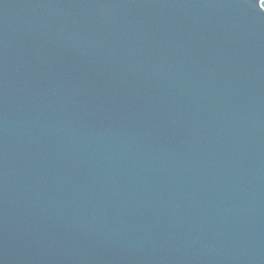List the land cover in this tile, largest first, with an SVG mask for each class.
<instances>
[{"label": "water", "instance_id": "1", "mask_svg": "<svg viewBox=\"0 0 264 264\" xmlns=\"http://www.w3.org/2000/svg\"><path fill=\"white\" fill-rule=\"evenodd\" d=\"M0 264H264L257 0H0Z\"/></svg>", "mask_w": 264, "mask_h": 264}, {"label": "snow or ice", "instance_id": "2", "mask_svg": "<svg viewBox=\"0 0 264 264\" xmlns=\"http://www.w3.org/2000/svg\"><path fill=\"white\" fill-rule=\"evenodd\" d=\"M258 6L261 10H264V0H257Z\"/></svg>", "mask_w": 264, "mask_h": 264}]
</instances>
